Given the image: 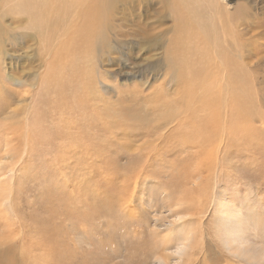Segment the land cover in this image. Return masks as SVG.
Segmentation results:
<instances>
[{
  "label": "rangeland",
  "instance_id": "374dc122",
  "mask_svg": "<svg viewBox=\"0 0 264 264\" xmlns=\"http://www.w3.org/2000/svg\"><path fill=\"white\" fill-rule=\"evenodd\" d=\"M219 1H0V264H154L191 234L168 264H252L239 227L264 252V0Z\"/></svg>",
  "mask_w": 264,
  "mask_h": 264
},
{
  "label": "bare ground",
  "instance_id": "6f19581e",
  "mask_svg": "<svg viewBox=\"0 0 264 264\" xmlns=\"http://www.w3.org/2000/svg\"><path fill=\"white\" fill-rule=\"evenodd\" d=\"M0 1H2V0H0ZM25 1V0H24ZM41 1V0H40ZM30 2V1H29ZM59 2V1H58ZM64 2V1H63ZM67 2V1H66ZM16 3V2H15ZM14 3V4H15ZM39 3V2H38ZM43 3H44V1H43ZM50 3V2H49ZM208 3L210 4V6L211 7H213L214 8V10L215 9H217L219 6H220V1L219 0H208ZM17 4H20V3H18L17 2ZM17 4H15V5H17ZM232 4V3H231ZM231 4H227V6H226V8L228 9V12H227V24L229 25V24H231L232 25V27L234 26V28H236V26L238 25L237 23L239 22V20L240 19H238V18H242V20H243V18H245V17H248L249 16V14H248V12L246 11V10H243V8H242V6H237V11H235V12H233L231 9H230V6H231ZM35 5V4H34ZM40 5H42V4H40ZM39 5V6H40ZM52 5V4H51ZM3 6V5H2ZM53 6V5H52ZM17 7V6H16ZM56 7V6H55ZM197 8L199 9L200 8V6H199V4H197ZM15 9V8H14ZM18 9V8H17ZM51 9H53V8H51ZM60 9V8H59ZM57 10V9H56ZM62 10H64V9H62ZM38 11H39V15L40 16H42V15H44V13L42 12V11H44L43 10V6H41L39 9H38ZM47 11V10H46ZM55 11V10H54ZM54 11H52V12H54ZM244 11V12H243ZM58 12V11H57ZM62 12H64V11H62ZM49 13V12H48ZM69 14V13H68ZM55 15V14H54ZM67 15V14H66ZM38 16V15H37ZM58 16V15H57ZM67 16H69V15H67ZM81 16V15H80ZM44 17L47 19V17L44 15V16H42L41 17V20L42 19H44ZM61 18V17H60ZM72 18V17H71ZM77 18V17H76ZM80 19V18H79ZM62 20V19H61ZM73 20V19H72ZM71 20V21H72ZM198 20H202V17H198ZM237 22V23H235V21ZM49 21H50V19H49ZM247 21V20H246ZM45 22H47V21H45ZM59 22V21H58ZM78 22V21H77ZM80 22V21H79ZM41 23H42V21H41ZM57 23V22H56ZM36 24V23H35ZM43 24H44V22H43ZM51 24V23H50ZM64 24V23H63ZM242 24V23H241ZM1 25H2V23H1ZM42 25V24H41ZM45 25V24H44ZM49 26V25H48ZM51 26V25H50ZM74 26H75V24H74ZM41 27V26H40ZM36 28V27H35ZM42 28V27H41ZM49 28H51V27H49ZM55 28V27H54ZM75 28H77V27H75ZM81 29V28H80ZM100 29V28H99ZM232 29V31H233V28H231ZM251 29H253V31L254 30H256V26L255 27H251ZM6 30V29H5ZM69 30V29H68ZM73 30H74V28H73ZM47 31V30H46ZM75 31V30H74ZM78 31V30H77ZM98 31V30H97ZM101 31V30H100ZM99 31V32H100ZM234 31H236V30H234ZM252 31V30H251ZM6 32H7V30H6ZM40 32V31H39ZM49 32V31H48ZM63 32V31H62ZM80 32V31H79ZM203 32H204V34H206V35H208V32H207V30H203ZM54 33V32H53ZM76 33V32H75ZM236 34L235 35H237V32H235ZM245 32H243L242 30H241V34H244ZM11 34V33H10ZM69 36V34L66 36V37H68ZM72 37V36H71ZM71 37H69V38H71ZM100 36H98V38H99ZM58 38V37H57ZM61 39V38H60ZM71 40H73V39H71ZM50 42V41H49ZM59 42H60V40H59ZM63 42H65L64 40H63ZM66 42H68V41H66ZM72 43V42H71ZM66 44V43H65ZM67 44H69V43H67ZM3 45V44H2ZM60 45V44H59ZM70 45V44H69ZM68 46V45H67ZM62 47H63V45H62ZM68 48V47H67ZM202 49H206V48H204V46H202ZM3 50V49H2ZM203 54H206L207 56H208V52H206V53H203ZM91 56V55H90ZM86 59V58H85ZM88 59V58H87ZM208 60H209V56H208ZM53 66V65H52ZM63 69V68H62ZM216 70L217 71H220V72H225L224 74H221V76H224L225 74H226V72L228 71V65L226 64V63H224V62H222V60H219V61H217V67H216ZM87 94V93H86ZM85 94V95H86ZM23 96V95H22ZM19 102H20V100H19ZM12 113H14L13 111H12ZM5 117V116H4ZM219 121V120H218ZM215 124V123H214ZM225 124H227V117H226V123ZM225 124L223 123L222 124V122H221V125H223V126H225ZM217 125H220V122H218V124ZM216 125V126H217ZM12 127V126H11ZM222 127V126H221ZM220 127V128H221ZM222 128H224V127H222ZM10 129V128H9ZM215 129V127L213 128V130ZM212 130V131H213ZM214 132V135H212V137H215L216 138V136H218L219 134H220V137H221V139H222V137H223V135H224V138H225V136H227L229 133H227L226 131H225V133L223 134V132H224V130H214L213 131ZM212 132V133H213ZM218 132H219V134H218ZM15 133H16V130L15 129H12V131H11V134H6V132H5V129H0V134H2L1 136H0V143H3L4 144V146H5V148H4V153H3V155L2 156H5L6 157V159H10V160H13V158H14V152H13V148H15ZM20 134V133H19ZM226 134V135H225ZM2 144V145H3ZM3 146V147H4ZM214 147V146H213ZM2 149V148H1ZM18 158V157H17ZM2 159H4V158H2ZM8 161V160H7ZM1 160H0V167H1ZM5 162V161H4ZM4 162H2V163H4ZM5 165V164H4ZM3 166V165H2ZM8 166V165H7ZM11 166V165H10ZM4 167V166H3ZM7 168V167H6ZM9 169V168H8ZM3 170H5V169H3ZM12 170H13V168H12ZM1 171V170H0ZM5 172V171H4ZM11 174V173H10ZM4 175V174H3ZM4 179V178H3ZM196 184H197V182L196 183H194L193 185H195L196 186ZM194 186V187H195ZM223 188V187H222ZM217 189V188H216ZM219 189V188H218ZM218 189H217V191H218ZM206 191H207V189H206ZM220 191V190H219ZM5 195H7V194H5ZM218 196H216L218 199H223L224 197H223V195H222V193H220L219 192V194H217ZM226 196V195H225ZM227 199V198H226ZM230 201V200H229ZM6 202V201H5ZM219 202V201H218ZM1 204V203H0ZM7 204H9V203H7ZM6 204V205H7ZM232 204V203H231ZM226 206V205H225ZM177 207H178V205H177ZM229 208V207H228ZM227 208V209H228ZM167 210V209H166ZM169 210V209H168ZM195 211V210H194ZM228 211V210H227ZM226 211V212H227ZM235 211V210H234ZM234 211H231L230 213H225V212H223V214H224V217H221V221L222 222H224L225 221V223H226V229L228 228V227H231V223L232 222H234V220H235V218H237L238 217V215L234 212ZM236 211H237V209H236ZM256 213V212H255ZM229 215H232V216H229ZM168 216V215H167ZM187 216V214L186 213H182V214H176V215H173V217H171V220L169 219L167 222H164V224H163V229L162 230H166V233H168L169 231L171 232V231H175L176 229H177V227H178V221H181L184 217H186ZM241 217V216H240ZM168 218V217H167ZM219 220H220V217H219ZM238 220V223H236V224H238L239 225V219H237ZM163 222V221H162ZM235 222H236V220H235ZM255 222V221H254ZM243 223V222H242ZM235 224V223H234ZM240 224H241V222H240ZM252 224V223H251ZM233 225V224H232ZM256 225V224H255ZM228 226V227H227ZM235 226V225H234ZM233 226V227H234ZM236 227V226H235ZM176 228V229H175ZM235 229V228H234ZM240 229V227L238 228V230H237V228L235 229V230H232V231H229V229H228V231L226 230V232H227V235L225 236L226 237V239H225V242H224V244H225V246L227 247L226 249H228L229 251H232V253L234 252L238 257H244V259L246 258V260L248 259V261H251V263L252 264H264V252L263 251H261L260 252V250H259V252H252V251H249L250 250V247L247 245V242H245V239H244V237H243V235H242V230L240 231L239 230ZM225 232V231H224ZM240 233H241V235L242 236H240ZM172 234V233H171ZM236 238H238V240H242V243H240V241L237 243L236 242ZM193 239H194V237H193V235L191 234V235H189V236H184V237H182L180 240H176V242H175V245H174V247H169V248H166V251H167V253H166V256H164V257H161V258H159V260H157V262L156 263H154V264H168V261L167 260H171L173 257H175V259H173L172 261H174V262H176L177 260L179 261V258L181 259L184 255H185V253H186V251L188 250V248L190 247V245H191V243H192V241H193Z\"/></svg>",
  "mask_w": 264,
  "mask_h": 264
}]
</instances>
